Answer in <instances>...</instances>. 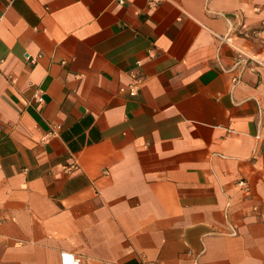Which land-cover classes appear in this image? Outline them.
<instances>
[{
    "label": "crops",
    "instance_id": "crops-1",
    "mask_svg": "<svg viewBox=\"0 0 264 264\" xmlns=\"http://www.w3.org/2000/svg\"><path fill=\"white\" fill-rule=\"evenodd\" d=\"M74 256L264 264V0H0V264Z\"/></svg>",
    "mask_w": 264,
    "mask_h": 264
},
{
    "label": "built area",
    "instance_id": "built-area-1",
    "mask_svg": "<svg viewBox=\"0 0 264 264\" xmlns=\"http://www.w3.org/2000/svg\"><path fill=\"white\" fill-rule=\"evenodd\" d=\"M160 1L161 0H150V4L155 5L159 3ZM31 62H35V59H31ZM141 66H142V63L139 62L138 69ZM131 75H132L134 82L128 88L121 89V92L122 93L128 92V94L131 97H137L141 89V84H142L143 79L139 76L140 73L138 74V73L133 72ZM38 99L42 101L41 96H38ZM72 264H83V258L81 256H74Z\"/></svg>",
    "mask_w": 264,
    "mask_h": 264
}]
</instances>
